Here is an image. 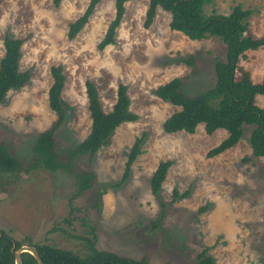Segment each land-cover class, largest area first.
<instances>
[{
  "label": "rangeland",
  "instance_id": "obj_1",
  "mask_svg": "<svg viewBox=\"0 0 264 264\" xmlns=\"http://www.w3.org/2000/svg\"><path fill=\"white\" fill-rule=\"evenodd\" d=\"M88 4L0 0V58L4 36L20 38V69L31 73L29 83L9 91L0 104V140L25 164L31 161L38 133L56 119L47 103L53 64H60L65 76L67 117L54 135L62 158L89 132L85 81L93 82L105 111L115 101L117 84L126 85L129 109L138 118L120 124L93 156L75 159V171L95 175L88 190L78 192L74 175L63 170L10 177L0 187V228L16 240L28 236L32 243L80 254L87 243L79 236L94 238L99 250L129 259L147 255L148 264H197L202 250L214 264H264V159L251 153L249 128L235 146L207 157L226 131L207 134L200 124L193 133L164 132L163 121L177 108L155 93L176 77L188 94L207 89L216 58L225 56L224 43L214 36L191 40L171 30L170 15L161 8L144 27L148 0H132L125 3L114 43L99 50L114 18L113 0H101L77 34L67 37L68 24ZM237 5L251 10L248 32L264 35V0H211L204 11L228 14ZM246 55L240 66L253 81L264 80V47ZM256 104L264 109V95L256 96ZM139 136L141 153L120 182L129 148ZM164 160L172 163L154 196L149 179ZM173 190L188 195L172 201Z\"/></svg>",
  "mask_w": 264,
  "mask_h": 264
},
{
  "label": "trees",
  "instance_id": "obj_2",
  "mask_svg": "<svg viewBox=\"0 0 264 264\" xmlns=\"http://www.w3.org/2000/svg\"><path fill=\"white\" fill-rule=\"evenodd\" d=\"M61 0H52L58 5ZM101 0H89L84 13L68 24L67 37L73 38L88 21L95 6ZM132 0H113L114 18L110 21L103 38L98 43L99 50L114 43L116 29L125 11V3ZM211 0H148L144 27L153 22L157 8L170 15L169 28L181 32L191 40L217 37L225 45L224 58H216L213 65L214 81L207 89L191 95L182 89V81L176 77L159 85L155 93L177 109L162 123V130L167 133H193L196 127L203 125L207 134L217 129L226 131V136L210 148L206 156L214 157L235 146L249 128L248 143L254 156L264 159V109L256 104V96L264 95V80L255 82L249 71L240 66L249 50L264 47V35L254 37L248 32L250 9L237 5L228 14L212 12L206 14L204 7ZM23 40L6 34L3 38V55L0 58V104L11 90H18L31 79L30 70L20 69ZM185 62L191 64V60ZM51 84L47 89V103L56 119L51 126L40 131L32 145V159L25 164L12 154L7 145L0 140V187L9 183L21 172L45 169L51 172L63 170L74 175L77 191L82 192L92 187L94 173L90 170L75 171L74 162L79 156H93L108 140L114 130L124 122H133L138 116L129 109L130 99L127 87L117 84L115 101L109 111H105L95 85L85 81L87 110L90 128L87 135L70 148L62 158L57 149L54 135L67 117V109L62 97L65 76L60 64L49 67ZM143 136L134 139L129 148L125 168L120 182L130 175L131 166L141 153ZM170 160L159 161L149 179L150 192L158 196L171 166ZM119 182V183H120ZM188 191H172V201L184 198ZM87 243L85 253L73 252L46 243H32L26 236L23 241L16 240L10 231L0 228V264H14V250L22 244L37 248L44 264H148L147 255L140 258H125L113 251L99 250L94 238L79 236ZM21 264H37L34 257L24 252ZM197 264H214L205 250L198 255Z\"/></svg>",
  "mask_w": 264,
  "mask_h": 264
},
{
  "label": "water",
  "instance_id": "obj_3",
  "mask_svg": "<svg viewBox=\"0 0 264 264\" xmlns=\"http://www.w3.org/2000/svg\"><path fill=\"white\" fill-rule=\"evenodd\" d=\"M27 252L31 254L37 264H44L37 248L33 245L22 244L14 250V264H21V254Z\"/></svg>",
  "mask_w": 264,
  "mask_h": 264
}]
</instances>
